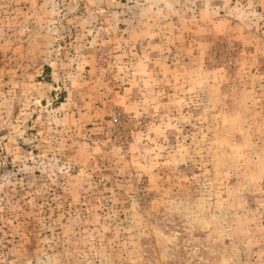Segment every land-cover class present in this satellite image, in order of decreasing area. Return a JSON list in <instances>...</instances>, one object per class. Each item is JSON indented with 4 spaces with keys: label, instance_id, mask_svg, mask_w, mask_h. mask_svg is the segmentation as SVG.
<instances>
[{
    "label": "rangeland",
    "instance_id": "rangeland-1",
    "mask_svg": "<svg viewBox=\"0 0 264 264\" xmlns=\"http://www.w3.org/2000/svg\"><path fill=\"white\" fill-rule=\"evenodd\" d=\"M0 264H264V0H0Z\"/></svg>",
    "mask_w": 264,
    "mask_h": 264
}]
</instances>
